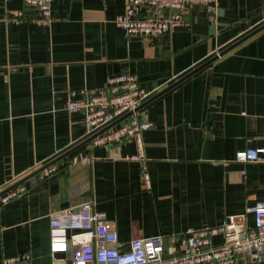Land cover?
I'll list each match as a JSON object with an SVG mask.
<instances>
[{
  "label": "crops",
  "instance_id": "1",
  "mask_svg": "<svg viewBox=\"0 0 264 264\" xmlns=\"http://www.w3.org/2000/svg\"><path fill=\"white\" fill-rule=\"evenodd\" d=\"M123 9L124 0H53L52 21L37 26L23 0H0V194L29 188L0 209V263L28 253L32 264H51L49 216L87 203L105 215L120 252L159 237L176 256L187 229L220 226L264 200V164L235 161L264 147V28L237 44L264 25V0H218L217 25L192 5L188 27L152 39L115 26ZM18 12L20 22L8 21ZM126 72L151 93L139 111L152 123L142 134L149 189L141 163L125 159L134 141L88 147L82 113L64 109ZM36 163L58 170L35 182L27 171ZM55 257L71 264V249Z\"/></svg>",
  "mask_w": 264,
  "mask_h": 264
},
{
  "label": "built area",
  "instance_id": "2",
  "mask_svg": "<svg viewBox=\"0 0 264 264\" xmlns=\"http://www.w3.org/2000/svg\"><path fill=\"white\" fill-rule=\"evenodd\" d=\"M52 1L23 0L38 13L33 20L35 25L47 26L52 21ZM192 5H202L208 22L218 24V0H124L123 12L113 23L128 37H164L176 27L189 26L185 16ZM22 16L18 12L8 21L20 22ZM81 94L80 99H69L64 109L68 114L82 113L85 137L92 138L88 147L134 141L136 153L125 159L141 163L142 185L149 189L142 134L152 128V123L143 121L139 111L151 93L140 86L135 73L126 72L108 76L105 87L95 93ZM235 161L264 164V147L239 151ZM42 164L36 163L27 171H34L35 182L45 181L58 170L53 163L38 169ZM28 191L19 183L8 187L0 194V209L26 196ZM248 216L252 218L251 225ZM49 234L51 264H58L55 255L68 248L71 264H264V200L255 201L241 215L228 217L220 226L187 229L179 237L176 256L173 242L166 244L159 237L133 240L127 252H120L116 233L91 203L75 211L50 215ZM215 237H220L221 243L214 244ZM0 264L32 263L30 255L23 253L3 258Z\"/></svg>",
  "mask_w": 264,
  "mask_h": 264
},
{
  "label": "water",
  "instance_id": "3",
  "mask_svg": "<svg viewBox=\"0 0 264 264\" xmlns=\"http://www.w3.org/2000/svg\"><path fill=\"white\" fill-rule=\"evenodd\" d=\"M262 28H264V25L257 29L256 31L252 32L251 34H249L248 36H246L245 38H243L240 42H238L237 44L245 41L246 39L250 38L251 36H253L254 34H256L258 31H260ZM236 46V45H235ZM232 48H234V46L229 47L227 49H225L223 52L219 53L218 55H216L214 58H212L211 60L207 61L206 63H204L203 65H201L200 67L196 68L195 70H193L192 72H190L189 74H187L186 76H184L182 79H180L177 83H175L173 86L183 82L184 80L188 79L189 77H191L192 75L196 74L197 72H199L200 70H202L203 68H205L206 66H208L209 64H211L213 61H215L216 59H218L219 57L223 56L225 53H227L228 51H230ZM171 88V87H170ZM144 105H142L140 107V109L143 107ZM116 124V123H115ZM114 125V124H113ZM90 139H87V141H85V143H89ZM167 259L171 258V257H166Z\"/></svg>",
  "mask_w": 264,
  "mask_h": 264
}]
</instances>
